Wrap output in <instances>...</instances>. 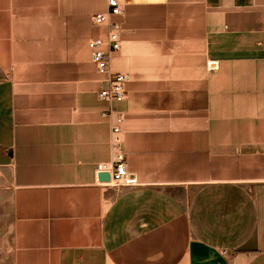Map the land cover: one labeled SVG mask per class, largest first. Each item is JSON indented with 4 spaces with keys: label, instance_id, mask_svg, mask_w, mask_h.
<instances>
[{
    "label": "crops",
    "instance_id": "crops-1",
    "mask_svg": "<svg viewBox=\"0 0 264 264\" xmlns=\"http://www.w3.org/2000/svg\"><path fill=\"white\" fill-rule=\"evenodd\" d=\"M106 0H0V183L13 264H264V0H129L112 69L139 187L99 181L88 42Z\"/></svg>",
    "mask_w": 264,
    "mask_h": 264
},
{
    "label": "built area",
    "instance_id": "built-area-1",
    "mask_svg": "<svg viewBox=\"0 0 264 264\" xmlns=\"http://www.w3.org/2000/svg\"><path fill=\"white\" fill-rule=\"evenodd\" d=\"M129 0H106V11L97 13L93 16L96 26L106 28L104 38L91 39L88 48L91 52V60L95 64L98 74L104 76L101 81L98 98L108 104L102 116L111 123L110 148L112 161L100 167V173L108 172L111 182L106 185H113L118 188H134L141 184L135 174L130 172L126 164V153L122 137L121 125L122 115L115 109L114 105L126 101L129 97L127 84L130 81L129 75L117 73L112 69V59L121 51L122 47V25L113 22V18H120Z\"/></svg>",
    "mask_w": 264,
    "mask_h": 264
},
{
    "label": "rangeland",
    "instance_id": "rangeland-1",
    "mask_svg": "<svg viewBox=\"0 0 264 264\" xmlns=\"http://www.w3.org/2000/svg\"><path fill=\"white\" fill-rule=\"evenodd\" d=\"M2 188L3 186L0 183V264H13V249L10 233L12 212H8L6 193Z\"/></svg>",
    "mask_w": 264,
    "mask_h": 264
},
{
    "label": "water",
    "instance_id": "water-1",
    "mask_svg": "<svg viewBox=\"0 0 264 264\" xmlns=\"http://www.w3.org/2000/svg\"><path fill=\"white\" fill-rule=\"evenodd\" d=\"M99 181L103 183L111 182V176L108 172H102L98 175Z\"/></svg>",
    "mask_w": 264,
    "mask_h": 264
}]
</instances>
